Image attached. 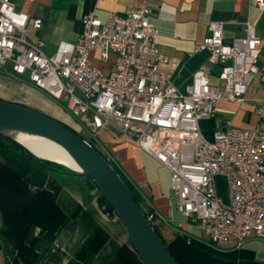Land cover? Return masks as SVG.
<instances>
[{
	"label": "built area",
	"instance_id": "built-area-1",
	"mask_svg": "<svg viewBox=\"0 0 264 264\" xmlns=\"http://www.w3.org/2000/svg\"><path fill=\"white\" fill-rule=\"evenodd\" d=\"M252 1L264 7V0ZM30 27L40 29L42 20L18 8L16 0H0V68L9 62L13 75L26 74L37 88L65 102L89 143L99 131L113 129L164 165L170 172L169 203L212 246L264 239V129L226 121L208 139L201 127L202 121L215 120L217 101L242 100L260 71L262 39L251 23H245L243 36L225 41L223 24L209 22L195 51L208 50L209 63L220 66L219 83H211V68L203 63L184 92L158 69L165 58L156 47L148 7L104 21L90 13L78 39L59 41L50 55L41 41L27 37ZM92 51L101 61L113 55V70L94 65ZM255 113L264 121V99ZM146 217L152 224L159 218L153 211Z\"/></svg>",
	"mask_w": 264,
	"mask_h": 264
},
{
	"label": "crops",
	"instance_id": "crops-1",
	"mask_svg": "<svg viewBox=\"0 0 264 264\" xmlns=\"http://www.w3.org/2000/svg\"><path fill=\"white\" fill-rule=\"evenodd\" d=\"M16 3L30 17L42 20L40 29L28 28L27 37L41 41L48 55L59 41L78 39L84 17L90 13L104 21L115 13L121 15L128 9L148 7L156 31L155 44L165 58L158 69L181 92L203 63L211 68V83H219L220 66L209 63L208 50L195 51L208 34L209 22L223 24L225 41L243 36L244 25L249 22L262 39L260 71L242 100L216 102L214 124L223 126L231 121L239 126L243 120H251L258 127L264 122L255 113L264 99L261 80L264 7L252 0H16ZM90 57L103 71L113 70V55L101 61L92 51ZM0 99L46 113L70 128L73 125L72 129L79 127L69 111L32 84L26 74L17 76L0 68ZM223 114L230 115V120H225ZM55 116L62 117L67 124ZM93 143L122 171L145 211L158 215L154 224L159 230L170 228L173 234H188L184 230L188 222L169 203L170 172L164 165L113 129L99 131ZM10 151L9 158L0 151V264H66L96 227L107 234V239L88 264H144L121 221L99 206V191L91 178L67 167L55 168L31 160L16 148L10 147ZM203 241L209 243L208 239ZM230 242L234 246L227 245ZM215 248L229 253L232 260L215 261L220 264H264V239L249 238L241 245L230 240Z\"/></svg>",
	"mask_w": 264,
	"mask_h": 264
},
{
	"label": "water",
	"instance_id": "water-1",
	"mask_svg": "<svg viewBox=\"0 0 264 264\" xmlns=\"http://www.w3.org/2000/svg\"><path fill=\"white\" fill-rule=\"evenodd\" d=\"M0 136L25 149L20 141L24 137L46 139L61 147L77 169L64 166L91 178L126 229L144 264H177L117 171L77 132L34 109L0 99Z\"/></svg>",
	"mask_w": 264,
	"mask_h": 264
},
{
	"label": "trees",
	"instance_id": "trees-1",
	"mask_svg": "<svg viewBox=\"0 0 264 264\" xmlns=\"http://www.w3.org/2000/svg\"><path fill=\"white\" fill-rule=\"evenodd\" d=\"M67 126V125H66ZM214 120H205L201 122V127L206 136L209 134L211 135L212 130L214 129ZM69 127V126H67ZM70 128V127H69ZM72 129V128H71ZM73 131L77 132L76 130L72 129ZM78 133V132H77ZM80 135V134H79ZM90 144L94 146L113 166V168L117 171L120 175L128 189L130 190L131 194L133 195L135 201L141 206L144 213L146 214L145 209L142 207L140 197L136 190L132 187L131 183L128 179L124 176L122 171L115 165L113 161L108 159L96 146L94 143ZM10 147L16 148L20 150L22 153L26 154L24 151H27L23 146L19 145L18 143L12 141L11 139L5 138L0 136V151L6 158H9L12 154L10 151ZM30 156V154H26ZM34 158V157H33ZM36 159V158H35ZM47 162L52 166H58V164L51 162V161H43ZM223 185L222 181L219 180V186ZM98 204L103 210L108 214H113V209L105 199L103 195L99 193L98 196ZM153 227L158 233V235L163 240L164 244L166 245L168 251L174 258L177 264H206L207 262H231L232 260L229 259V253H225L219 249H216L214 246L210 245L209 243L192 237L185 233H176L172 239L167 242L163 235L161 234L159 228L153 223ZM107 239V234L100 228L96 227L93 232L88 236L84 244L80 247V249L76 252L74 257L70 259L66 264H88L90 260L94 257L96 252L102 246V244Z\"/></svg>",
	"mask_w": 264,
	"mask_h": 264
},
{
	"label": "rangeland",
	"instance_id": "rangeland-1",
	"mask_svg": "<svg viewBox=\"0 0 264 264\" xmlns=\"http://www.w3.org/2000/svg\"><path fill=\"white\" fill-rule=\"evenodd\" d=\"M10 68H11V65H10V63L8 62L7 63V65L3 68L5 71H10ZM58 103H59V105H61L62 107H64L65 109H67L66 108V104H65V102H62V101H57ZM39 112V111H38ZM41 113V112H40ZM42 114H45V115H47L46 113H42ZM47 116H49V115H47ZM223 116V118H225V120H230V115H228V114H223L222 115ZM49 117H51V116H49ZM56 118H60L63 122H65L66 123V121L62 118V117H57V116H55ZM72 119H73V121H75V123H79L78 122V120L76 119V118H74L73 116H72ZM67 124V123H66ZM69 124V123H68ZM70 126H71V124H69ZM238 127H240V128H244V129H252V128H255L256 126H255V124L251 121V120H243L242 121V124H240ZM72 128H73V125H72ZM258 128H260V129H264V122H261L260 124H259V126H258ZM215 129L216 130H219V129H221V126H215ZM74 130H78L77 132H79L80 130L78 129V127H74ZM78 134H80V135H82L83 136V134L81 133V132H79ZM208 139H210L211 138V135L209 134L208 136ZM27 150V149H26ZM26 154H30V159L31 160H36V161H46V160H44V159H40V158H38V157H36V156H34L32 153H30L28 150L27 151H24ZM34 157V158H33ZM36 158V159H35ZM42 163H45V165H47V166H52V165H50V164H48L47 162H42ZM58 166H61V167H64V168H66L65 166H63V165H60V164H58ZM53 167H57V166H53ZM29 169V168H28ZM90 178V177H89ZM219 191H220V193L225 197V192H226V188L223 186V185H220L219 186ZM169 192H170V190L169 191H167V194H169ZM169 195H171V193L169 194ZM185 232L186 233H188L189 235H191V236H193V237H195V238H197V239H200V240H206L207 238H206V235L204 234V232L197 226V225H195V224H193V223H186V225H185ZM160 232H161V234L163 235V237H164V239L167 241V242H169L171 239H172V237L175 235V234H173V232L171 231V229L170 228H162L161 230H160ZM234 242H230L229 244H227V245H230V246H234ZM206 264H220L219 262H207Z\"/></svg>",
	"mask_w": 264,
	"mask_h": 264
},
{
	"label": "bare ground",
	"instance_id": "bare-ground-1",
	"mask_svg": "<svg viewBox=\"0 0 264 264\" xmlns=\"http://www.w3.org/2000/svg\"><path fill=\"white\" fill-rule=\"evenodd\" d=\"M20 141H22L23 145L27 147L34 156L40 159L53 160L63 166L65 165L69 168L77 169L66 152L52 141L35 137H24L21 138Z\"/></svg>",
	"mask_w": 264,
	"mask_h": 264
}]
</instances>
